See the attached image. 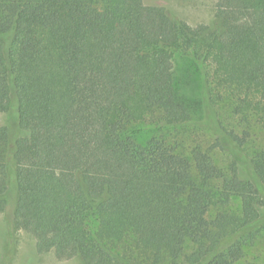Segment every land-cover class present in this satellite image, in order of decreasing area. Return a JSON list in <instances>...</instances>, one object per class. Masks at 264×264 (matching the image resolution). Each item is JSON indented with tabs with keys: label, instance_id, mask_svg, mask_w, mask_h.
Instances as JSON below:
<instances>
[{
	"label": "trees",
	"instance_id": "1",
	"mask_svg": "<svg viewBox=\"0 0 264 264\" xmlns=\"http://www.w3.org/2000/svg\"><path fill=\"white\" fill-rule=\"evenodd\" d=\"M216 3L192 27L145 0H0V214L12 194L37 253L241 264L264 244V0Z\"/></svg>",
	"mask_w": 264,
	"mask_h": 264
},
{
	"label": "rangeland",
	"instance_id": "2",
	"mask_svg": "<svg viewBox=\"0 0 264 264\" xmlns=\"http://www.w3.org/2000/svg\"><path fill=\"white\" fill-rule=\"evenodd\" d=\"M146 5L161 6L192 27L211 25L216 12V0H145ZM8 122V116L0 114V127ZM264 145V129H258L253 137ZM14 200L10 194L5 211L0 214V260L3 247L8 244L9 251L5 264H81L78 259L59 260L54 252L39 254L35 238L16 226L14 221ZM250 252V262L241 264H264V244L259 243ZM253 257V258H251Z\"/></svg>",
	"mask_w": 264,
	"mask_h": 264
}]
</instances>
